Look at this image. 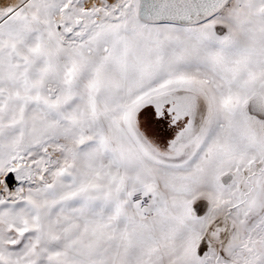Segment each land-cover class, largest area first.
Returning a JSON list of instances; mask_svg holds the SVG:
<instances>
[{
    "label": "snow or ice",
    "instance_id": "6c2138e0",
    "mask_svg": "<svg viewBox=\"0 0 264 264\" xmlns=\"http://www.w3.org/2000/svg\"><path fill=\"white\" fill-rule=\"evenodd\" d=\"M0 264H264V0H0Z\"/></svg>",
    "mask_w": 264,
    "mask_h": 264
}]
</instances>
